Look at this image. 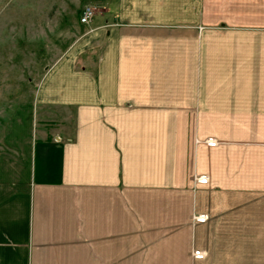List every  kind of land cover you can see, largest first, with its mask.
Wrapping results in <instances>:
<instances>
[{
  "label": "crops",
  "instance_id": "obj_1",
  "mask_svg": "<svg viewBox=\"0 0 264 264\" xmlns=\"http://www.w3.org/2000/svg\"><path fill=\"white\" fill-rule=\"evenodd\" d=\"M109 3L0 127V264H264V0Z\"/></svg>",
  "mask_w": 264,
  "mask_h": 264
},
{
  "label": "rangeland",
  "instance_id": "obj_2",
  "mask_svg": "<svg viewBox=\"0 0 264 264\" xmlns=\"http://www.w3.org/2000/svg\"><path fill=\"white\" fill-rule=\"evenodd\" d=\"M109 4V0H0V127L27 130L36 121L34 98L43 76L74 46L77 56L92 57L91 40L84 39L88 30L106 24ZM86 5L94 14L82 23ZM199 176L195 179L201 183ZM237 242L229 241L231 247ZM195 250L205 251L194 249V256Z\"/></svg>",
  "mask_w": 264,
  "mask_h": 264
},
{
  "label": "built area",
  "instance_id": "obj_3",
  "mask_svg": "<svg viewBox=\"0 0 264 264\" xmlns=\"http://www.w3.org/2000/svg\"><path fill=\"white\" fill-rule=\"evenodd\" d=\"M93 10H94L93 7L90 6V5L84 6V8L82 10V13L80 15V21L82 23H88L89 20L91 19V17L93 16V14H94V11ZM205 142L207 144H214V143H216V141H214V139L211 138V137L206 138L205 139ZM208 179H209V176L207 174H202V175L199 176L200 182H207ZM207 217L208 216L206 214H203L202 213V214L196 216V220H198V221H205L207 219ZM194 253H195L196 257H201V258L204 257L205 254H206L205 251H200V250H195Z\"/></svg>",
  "mask_w": 264,
  "mask_h": 264
}]
</instances>
